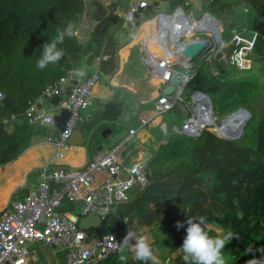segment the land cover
Returning <instances> with one entry per match:
<instances>
[{"label": "trees", "instance_id": "trees-1", "mask_svg": "<svg viewBox=\"0 0 264 264\" xmlns=\"http://www.w3.org/2000/svg\"><path fill=\"white\" fill-rule=\"evenodd\" d=\"M250 1L257 11L264 13V0ZM181 3L182 0H173L171 5ZM85 8L83 0H0V92L4 94L0 99V166L18 159L32 147L36 138L46 134L45 128L29 124L24 113L30 101L41 96L49 85L80 67L86 69V76L91 75L97 58L101 78L116 71L118 44L108 32L110 17L95 27L87 42L81 43L76 36H65L64 42L58 45L65 55L56 64H49L43 70L36 66L42 45L55 39L69 25L77 24ZM253 28L259 33L254 52L264 61V18H256ZM205 65L208 64L197 67L185 89L186 94L200 91L211 97L213 92L215 97L220 90L228 89V93L217 98L226 105L227 112L248 108L245 98L256 88L254 84L243 80L221 83ZM262 72L264 75V65ZM70 89L71 86L67 92ZM112 108L114 117L118 116L115 105ZM249 109L252 122L254 114ZM12 115L14 121L7 125L2 122ZM8 125L13 128L11 132L7 131ZM244 130L236 140L219 138L211 131H204L195 138L169 136L149 160L150 185L123 213L130 221L139 215L145 225H157L165 230L164 239L158 241L175 254L170 264H194L191 258L184 259L186 254L182 250L187 219L206 217V223L231 226L233 235L241 236L235 244L242 247V252L236 249L241 253V264H249V257L254 259L252 251L248 252V257L244 252L264 243V114L253 129L247 124ZM208 176L211 183L206 186ZM151 204L157 205L156 209L150 210ZM171 212L176 213V219ZM177 222L183 227L178 228ZM126 226L112 222L104 229L89 232L120 233ZM119 249L104 264H129L120 259L123 253ZM60 262L65 263L64 253H60ZM140 264H149V260Z\"/></svg>", "mask_w": 264, "mask_h": 264}, {"label": "built area", "instance_id": "built-area-1", "mask_svg": "<svg viewBox=\"0 0 264 264\" xmlns=\"http://www.w3.org/2000/svg\"><path fill=\"white\" fill-rule=\"evenodd\" d=\"M83 1L89 3L92 0ZM148 6L146 0L129 1L123 20L125 24H131L137 17H142V25L153 29L151 39L160 52L153 54L146 46L141 61L150 78L159 80L164 87H175L173 93L160 94L153 101L155 115L172 110L182 113L180 126H174L171 134L195 138L204 131H211L216 125L225 126L227 118L238 112L245 113L244 119H247L251 113L246 108H238L233 114L219 120L208 94L200 91L184 94L198 65L212 55L222 53L229 66L237 70H250L254 42L240 43L236 40L226 58L223 50L230 43L223 39L217 19L207 14L197 18L193 13H186L182 7H176L170 13L158 12L149 16L146 13ZM197 43H202L204 47L196 57L184 55L189 45ZM178 77L180 79L176 83ZM100 78L97 66L91 75L75 85L72 84L74 75L70 73L30 101L24 113L29 124L56 129L53 113L43 103L64 98L63 108L70 112L65 129L46 136V141L58 150L57 155L61 156L62 151L69 147V139L78 124L83 122L81 112L92 105L93 90ZM14 119L12 115L3 121L12 122ZM149 122L150 119H141L142 127ZM231 128L230 133H236V129ZM136 133V129H130L128 138L113 145L107 152L91 157L81 168L63 167L50 162L44 170H40L36 187L0 214V264H37V254L33 248L36 243L47 244L63 252L64 264H104L119 249L120 233H90L80 228L79 220L85 216L99 215L106 221L114 209L130 201L135 187L148 186V165L141 159L128 161L121 155L124 145ZM213 133L222 138L218 132ZM63 201L71 204V209H76L77 214L63 211Z\"/></svg>", "mask_w": 264, "mask_h": 264}, {"label": "crops", "instance_id": "crops-1", "mask_svg": "<svg viewBox=\"0 0 264 264\" xmlns=\"http://www.w3.org/2000/svg\"><path fill=\"white\" fill-rule=\"evenodd\" d=\"M99 4L102 6V10L105 11V15L99 21L94 19V13L97 11L95 6L93 5V1L89 2L91 7L85 8L83 16L80 18V21L73 25V31L77 32L75 35L79 40H83V35L79 36L80 30L92 32L95 27L103 21L104 18L110 17L111 25L108 30L109 35L112 36V41L118 44L115 57L117 61V69L113 73V75L105 78L107 80L106 87H101L100 91V83L95 85L93 94L94 99L92 105L87 109L81 112L83 122L79 123L76 127L75 131H79L81 133L82 141L76 144H69V147L62 151L61 156L57 155L58 150L54 145L48 143L46 141V136L50 132L56 133L58 128L49 129L44 126H36L45 128L46 134L43 136H39L34 140V144L27 151H25L18 159L13 162L4 164L0 166V212L5 208L7 203L9 202L10 197H12V202L21 200L30 190L34 189L38 183V172L39 168H46L50 162H53L54 165H60L63 167H71V168H81L83 167L87 161L97 155L98 153L107 152L113 145L121 143L123 140L128 138L130 129H136V135L130 139L127 144H130V149L126 150L124 147L122 148L121 155L122 158H126L128 161L135 160H143L145 164H149V160L153 156L155 152H158L161 145L167 142L169 136H173L171 134L174 126H178V123L182 122V113L178 110L168 111L161 115H155L153 101L157 99L160 94H163V90L166 88L164 86H158L154 83V81H159L155 78H150L148 73L146 72L142 61L141 56L146 45L144 43L149 42L151 39V35H153V29L151 27L147 28L145 25H142L143 18L137 17L136 21L131 24H125L123 20V14L118 15L115 12H107L104 9V5H107L106 0H98ZM117 0H114L116 3ZM148 1V0H147ZM173 0H149L148 1V9L146 10L147 15L152 16L158 12H166L170 13L176 7H182L184 11L188 14L193 13L195 17L199 18L203 14L210 15L218 20L220 31L223 39L230 43L228 48H233L236 43V40L240 43L246 42H254V45L259 37V33L254 30V20L258 17L264 18L263 10L257 11L256 5L254 6L250 0H236V4L230 3L227 5V0H218L219 7L213 6V2L209 0H199L201 5L199 7V14L196 13L194 9L191 8L193 3H196L198 0H182L183 3L178 4L177 6L172 7L171 2ZM214 1V0H213ZM259 1V0H257ZM129 2V1H128ZM88 4V2H84ZM110 4V3H109ZM128 4V3H127ZM126 4V5H127ZM246 4L247 6L243 9V21L242 25H235L233 19L229 18L230 13H233L237 5ZM165 5V10L155 11V8H161ZM214 7L215 10L219 9L220 16L217 14H212V12H207L208 8ZM260 7V4L258 5ZM116 8V7H115ZM126 9V8H125ZM233 10V11H232ZM125 11V10H124ZM219 14V13H218ZM92 16L96 25L92 30L90 29V22L88 21L89 16ZM240 17V15H239ZM123 20V23H121ZM139 22V23H138ZM117 26L115 35L110 33L113 30V27ZM135 29L133 37L131 41L121 45L118 41V31ZM228 32L227 39L224 38V31ZM232 41V42H231ZM137 48L138 58H130L131 50L133 48ZM223 50V53L226 49ZM221 54V58L218 56ZM225 54V53H224ZM216 57L220 60H224L222 58V53L212 55V57ZM211 57V58H212ZM205 60V63L211 62L212 59ZM100 61V59H99ZM99 61L96 60L95 68ZM207 61V62H206ZM225 61V60H224ZM256 61L262 63L260 65H256ZM204 63V62H203ZM226 63V62H225ZM201 65V63L199 64ZM198 65V66H199ZM228 65V64H226ZM264 65L263 58L259 57L255 54L254 49L252 53V61H251V69L248 71L237 70L234 67H231L235 71V77L233 79L241 78L243 81L251 82L255 85L258 81L260 83V87H264V75L262 72ZM212 71H219L221 74H226L228 71L222 68L221 66H216L214 64L210 65ZM74 75V73H73ZM85 77H87L85 75ZM84 78H78L74 75V85L83 81ZM257 86V85H256ZM258 87V86H257ZM189 95V94H186ZM52 100L48 101L52 106V109L49 110L53 113V116L60 115L64 110L62 105V98L56 104L51 103ZM47 102V101H45ZM44 102V103H45ZM43 103V104H44ZM112 105H115V109L119 111L117 119L114 117V109ZM149 111L148 115L146 112ZM248 110V109H247ZM166 118V116H168ZM141 119H150L148 125L142 127ZM157 119V120H156ZM2 122L4 124H8L9 122ZM130 121L131 124L128 127L127 131H123L120 127L122 126L124 121ZM126 121V123H127ZM179 121V122H178ZM169 123V127H168ZM134 124V125H132ZM138 124V126H136ZM179 124V125H180ZM98 128L97 130H95ZM110 129L112 131V135H109V132H106V138L102 136L104 131ZM149 130H154L155 135L148 133ZM13 130L11 125L7 126V131L11 132ZM120 130L119 135L116 137L115 131ZM170 130V131H169ZM123 131V132H122ZM143 133V134H142ZM140 135V136H139ZM147 136L150 138V142L147 143ZM90 137V144L88 147V152L86 150V141L87 138ZM144 137V138H143ZM100 141L106 142L99 143ZM152 142V143H151ZM157 143V144H156ZM126 144V145H127ZM156 144V145H155ZM38 169V170H37ZM29 176V184L28 186H24L27 183V175ZM32 174L36 177L35 185H32L31 176ZM150 185V182L148 186ZM141 187H135L131 193L130 201L123 206L122 214L124 209L131 205L138 197L142 195L144 190L147 189ZM20 193L21 196L18 200H14L16 194ZM10 204V205H11ZM116 213L117 208L112 211L110 214V221L116 222ZM126 216V215H125ZM139 216V215H136ZM127 217V216H126ZM121 216L120 219H122ZM107 221V219H106ZM105 221V222H106ZM123 222H127V218L123 219ZM118 223V222H116ZM145 225V224H144ZM148 226V225H146ZM153 226V225H152ZM150 227V226H149ZM119 233V232H118ZM121 235V234H120ZM122 238V237H121ZM44 245V244H42ZM47 245V244H45ZM161 245V243H160ZM50 246V245H49ZM42 247V246H41ZM40 247V248H41ZM53 250H58L53 246H50ZM36 250V249H35ZM59 251V250H58ZM61 252V251H60ZM63 253V252H61ZM37 254V250H36ZM175 257V254H173ZM39 254H37V264H39V259L42 258V255L38 259ZM42 261H45L43 256ZM171 259H169L170 264ZM51 262V263H50ZM54 260L51 258L46 260L47 264H54ZM56 263V262H55ZM58 264H61L60 258L58 259Z\"/></svg>", "mask_w": 264, "mask_h": 264}, {"label": "rangeland", "instance_id": "rangeland-1", "mask_svg": "<svg viewBox=\"0 0 264 264\" xmlns=\"http://www.w3.org/2000/svg\"><path fill=\"white\" fill-rule=\"evenodd\" d=\"M128 1H131V0H117L116 3H114V0H106L105 2H107V5H104L103 7H104V9H106V11L108 13L113 11V12L117 13L118 15H121L124 12L125 8L127 7L126 4L128 3ZM227 1H228L226 3L227 5H229L232 2H234L232 4H236L235 3L236 0H227ZM85 5L87 7H91V5L89 3L85 4ZM200 5H201V3L198 0V1H196V3L192 4L191 8L194 9L197 14H199ZM213 6L219 7L220 5L216 1V3L213 4ZM237 6L238 7L235 8L234 12L230 13L229 18L233 19V22L235 23V25H240V24L242 25L243 24L242 23L243 14H244L243 13V9L247 5L246 4H241L240 6L239 5H237ZM165 8H166L165 5H163L161 8H155V11L165 10ZM210 11L212 12V14H214V15L217 14L218 16H220L221 12L219 11V9L215 10V8L211 6L210 8H208L207 12H210ZM239 15H240V17H239ZM88 21L90 22L89 23L90 24V29H88V30H92L94 28V26L96 25V22L94 21V19H93V17L91 15L89 16ZM117 28L118 27L114 25L113 30L110 33L111 34L113 33L115 35V31H116ZM134 31H135V29L127 30V28H125L124 30L118 31L117 38H118V41L120 42V44L124 45L125 43H128L129 41H131V39L133 37V34H134ZM78 32H79V36L83 35V40H80V42L81 43L82 42H87L88 39L90 38V32L83 31V30H80ZM227 35H228V32L226 30V31H224V38L225 39H227ZM224 53H225L226 58H227V56H229V54L231 53V48L226 49L224 51ZM133 58H138L137 48L136 47L131 50V54H130V58L129 59H133ZM211 59H212L211 62H208L207 63L208 65H205V67H207L209 72L212 73V75L214 77L218 78V80L221 83L222 82L223 83H232V82H236L237 83V82L242 81L241 78L233 79V77H235V71L229 65H226L224 60H220V59L216 58L215 56L212 57ZM201 64H202V62H201ZM211 64H214V65H216L218 67L221 66L222 68H224L228 72L226 74H221L218 70L217 71H212L211 67H210ZM256 65H260V67H261L262 63H260V62L258 63L256 61ZM204 69H206V68H204ZM97 83L98 84L100 83L99 85H100V91H101L102 90L101 87L102 88L106 87L107 80L104 77H102V78H100V80ZM254 86L256 88H254L253 91H249L250 92L249 96H247L245 98L246 105L248 106V108L246 107V109L250 108L249 110L251 112H253V114H254V119H253L252 122H251L252 119L250 120L251 114H249V117L247 116V120H246V123L248 125L251 124V128L252 129L257 125V122L260 120L261 116L264 114V87H263V85H262V87H260V83L258 81L255 83ZM246 89H248V88H246ZM228 92H229L228 89L220 90L219 94L216 95L215 97L213 96V92H211V95H212L211 97L212 98L209 96L211 101H212V103H213V107H214V110L216 112L215 114H216V116H217V118L219 120H222L223 117H226V116H228V115H230L232 113V112H227L226 111V105L222 104L220 101L217 100V98H220L221 95H223L225 93H228ZM184 95L186 96V92H185ZM63 104H64V98H62V105ZM43 105H44V107L47 110H51L52 109V106L50 105L49 102H45ZM144 112H146V115H148L149 111L146 110ZM168 117H169V115L166 116V118H168ZM126 121H124L122 126L120 127L123 131H127V126L129 127L130 124H131V122L129 120L127 121V123H126ZM179 124L180 123H178V126H180ZM132 125H134V124H132ZM136 126H138V124ZM169 126L170 125L168 123V127ZM210 130L213 133L214 130L213 129H210ZM119 133H120V130H116L115 131L116 137L119 135ZM148 133H151V134L155 135V131L154 130H149L148 129ZM243 133H245V130L243 131ZM243 133H242V130H241V132L236 137V139H240V137L243 135ZM219 135L220 136H224V137L229 138V139H231V138L233 139L234 138V140H236L235 137H230L228 135H222V134H219ZM146 140H147V143L150 142L149 136H147ZM99 143H104V145H106L105 144L106 142H104V141H100ZM124 148L126 150H129L130 149V144L124 145ZM209 179H210V176L205 178V180L207 181L206 186H208L209 183H211ZM31 181H32V185H31V187H32L33 184L35 185V183H36V177H35L34 174H32V176H31ZM20 196H21L20 193L16 194L15 197H14V200H18L20 198ZM71 207H72V205L69 204L67 201H63L62 202L61 209L63 211H65V212L66 211H73V212H75L77 214V210L76 209L72 210ZM156 207H157V205H154V204L149 205V209L150 210L156 209ZM122 208H123V206H118L117 207V213H116V218H115V221L118 222L119 225L124 223L123 222L124 218H127V222H125V224L127 226L121 228V232H120L121 237H125L127 235L128 231H131V232L135 233V236L137 238L140 237V236L146 237L147 240L149 241V243L151 244L152 248H153V255L155 257L154 260H149V264H169L168 263L169 259H173L174 255L170 253L171 251L167 247L161 246L160 242L158 241V240L161 241L162 239H164V237L166 235L165 230L160 229V227L157 226V225H155V226L153 225V226H150V227L144 225V221L145 220H143L142 219L143 217L141 218L140 216H135L130 221L128 217H125V215H121L122 214V210H121ZM171 214H172V218L176 219V216H177L176 213L175 212H171ZM121 216H123L122 219H120ZM106 217H109V216L106 215ZM111 223H112V221H110V218H107L106 225L108 226ZM204 227L208 231V234L210 236H212V237L220 236L222 233H226L228 231H231L233 233V231H234V229L231 226H228V228H225L223 226H220L218 224V222L217 223H206L204 225ZM131 243H135V241L133 240V241H131ZM236 243H237V241L234 242V241H232V238H231L230 241H228V243L222 249V251L224 252L227 264H241V261H242L241 260V253H237L236 249L239 252H242V250H241L242 247L239 246V245L238 246L235 245ZM33 248H35L37 250V254H39L38 259L40 258L41 255H42V258H43V256L45 258V261H42L43 260L42 258L39 259V264H47L46 260L49 259V258H51V260L53 259L56 262V263L54 262V264H58L57 262H58V259L60 258V253H61L60 251L53 250V249L50 248L49 245H45V244L42 245L41 243L34 244ZM260 249H264V243L263 244L259 243L258 244V248H253L251 250L252 251V255L251 256L253 258H255V259H257L260 256H264V252H261ZM247 252H249V251H247ZM123 256L126 257L124 259V261L129 262V264H140V261L135 259L134 248L132 247L131 244L125 249V251L123 252ZM248 256H249V254H248ZM250 260H252L251 257H249V261Z\"/></svg>", "mask_w": 264, "mask_h": 264}, {"label": "clouds", "instance_id": "clouds-1", "mask_svg": "<svg viewBox=\"0 0 264 264\" xmlns=\"http://www.w3.org/2000/svg\"><path fill=\"white\" fill-rule=\"evenodd\" d=\"M76 35L73 31V26L69 25L65 30L60 31L55 39L46 42L42 45V55L37 62L38 69H45L49 64H56L65 55L64 49L58 47L64 42L65 36L72 37ZM74 75L78 78H84L86 69L84 67L74 69ZM0 92V98L3 97ZM206 217H200L197 220L187 219L186 236L183 239L182 250L186 254L184 259L187 261L191 258L194 264H227L224 252L222 249L234 236L231 231L222 233L220 236L212 237L208 234L204 225L206 224ZM177 227H183V224L177 222ZM135 243H131V241ZM132 245L135 252V259L138 261L154 260L153 248L146 237H136L135 233L128 231L124 237L119 251L123 253L125 249ZM251 251V248L248 249ZM264 252V249H260ZM126 257L121 255L120 259L124 260ZM249 264H264V259H252Z\"/></svg>", "mask_w": 264, "mask_h": 264}, {"label": "water", "instance_id": "water-1", "mask_svg": "<svg viewBox=\"0 0 264 264\" xmlns=\"http://www.w3.org/2000/svg\"><path fill=\"white\" fill-rule=\"evenodd\" d=\"M92 1H93V5L95 6V8L97 10L94 13V19L99 21L105 15V11L102 10V6L99 4L98 0H92ZM203 47H204V45L202 43L191 44L184 51V55H186V56H188L190 58L196 57L199 54L200 49H202ZM218 58H221V54L218 56ZM179 79H180L179 77L176 78L175 82L177 83L179 81ZM174 90H175V87L173 85H170V86L166 87L163 90V94L169 95V94L173 93ZM59 101H60L59 98H54V99H52L51 103L56 104ZM230 116H232V115H230ZM69 117H70V112L68 110H66V109H64L60 115L54 116V120L56 122V127L58 128L59 131H64L66 122L69 119ZM224 124H225V127L227 129L231 128L230 125H228L227 122H225ZM97 129L98 128H96L95 130H97ZM106 132H109V135H112V131L110 129H108L107 131H104L102 133L103 137L106 138V136H107ZM242 132H243V130H242ZM81 141H82L81 133L79 131H74L68 142L71 143V144H76V143H80ZM89 144H90V137H88L87 141H86V150H87V152H88ZM44 169L45 168H39V170H44ZM29 176H30V174H28L27 177H26L27 183L24 185L25 187L28 186V184H29ZM12 197H10L9 202L7 203L5 208L10 206V204L12 202ZM4 210H2L0 212V214ZM79 226L83 230H91V229H100L101 230V229H104L106 227V222L99 215H91V216L82 217L79 220ZM238 239H241V236H238V237L233 236L232 237V240L234 242L237 241ZM244 256L248 257V252L247 251L244 252ZM248 261H249V258H248Z\"/></svg>", "mask_w": 264, "mask_h": 264}, {"label": "bare ground", "instance_id": "bare-ground-1", "mask_svg": "<svg viewBox=\"0 0 264 264\" xmlns=\"http://www.w3.org/2000/svg\"><path fill=\"white\" fill-rule=\"evenodd\" d=\"M144 45L148 46L149 50L153 54H158L160 52V50H158V47L156 46V44H153V40L152 39H150L149 42H147V43L145 42ZM154 83L158 86V89L162 85V83L159 82V81H154ZM244 116H245V113L238 112V113H236V114H234L232 116H229L227 118V120H226V122L228 123V125H232V128L231 129H236L235 130L236 133H230L231 130L227 129L225 126H222V125H216L213 128V130L215 132H218V134L228 135L230 137H236L237 135H239V133L241 132V130H243V128L245 126L244 121H246L247 119H244ZM248 117H249V115H248ZM221 137L222 138H226L224 136H221ZM227 139H229V138H227Z\"/></svg>", "mask_w": 264, "mask_h": 264}]
</instances>
